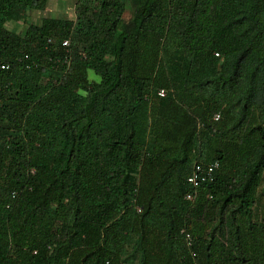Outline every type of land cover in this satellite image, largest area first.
Here are the masks:
<instances>
[{"label":"trees","instance_id":"trees-1","mask_svg":"<svg viewBox=\"0 0 264 264\" xmlns=\"http://www.w3.org/2000/svg\"><path fill=\"white\" fill-rule=\"evenodd\" d=\"M50 1L0 0V264H264V0H77L9 28Z\"/></svg>","mask_w":264,"mask_h":264},{"label":"built area","instance_id":"built-area-1","mask_svg":"<svg viewBox=\"0 0 264 264\" xmlns=\"http://www.w3.org/2000/svg\"><path fill=\"white\" fill-rule=\"evenodd\" d=\"M50 44H55L53 42V40H49L48 41ZM71 46V41L70 40H65L62 43V47L65 49H68ZM218 56V55H217ZM30 61V55H24L23 57H21L19 59V62L21 65H25L27 67V69H30V66L28 65V62ZM53 61H55L53 59ZM56 61L61 62L62 65H69L70 63V58L69 55H67L65 57V59H57ZM9 69V66L6 64L1 65V70L2 71H6ZM167 92L165 90L160 91L159 93V97L164 98L166 97ZM216 120L220 119V115H217L215 117ZM220 168V164L219 162H214L208 165H204V164H196L194 166L193 172L190 175V177L188 178V185L191 188V191L187 194L186 196V200L189 202H194L197 197H198V193L200 188L203 185L206 184H211L215 182L216 179V173ZM13 197H15V193L13 194ZM182 234L185 235V240L188 244L189 247L193 246V237L192 235L187 232L185 229H183ZM195 256V254H194Z\"/></svg>","mask_w":264,"mask_h":264},{"label":"rangeland","instance_id":"rangeland-1","mask_svg":"<svg viewBox=\"0 0 264 264\" xmlns=\"http://www.w3.org/2000/svg\"><path fill=\"white\" fill-rule=\"evenodd\" d=\"M55 0H51L52 4L49 9H47L45 12H36V11H30L29 17L26 19V21H21L19 23H11L9 25V28L11 30H14L20 34L24 33L25 30L28 27H35L38 26L43 18H58V19H75V10H76V3L77 0H66L65 1V9H62L59 11L60 7H57L55 4L53 5L52 2ZM91 78L96 79L98 81V78L95 76L93 72L90 74Z\"/></svg>","mask_w":264,"mask_h":264},{"label":"crops","instance_id":"crops-1","mask_svg":"<svg viewBox=\"0 0 264 264\" xmlns=\"http://www.w3.org/2000/svg\"><path fill=\"white\" fill-rule=\"evenodd\" d=\"M65 1H66V0H55V1L52 2V3H53V5L55 4L57 7H60V8H59V11L61 10V12H63L62 9H65V8H64V6H65ZM50 3H51V1L48 3V7H47V9H49L50 6L52 5V4H50Z\"/></svg>","mask_w":264,"mask_h":264}]
</instances>
